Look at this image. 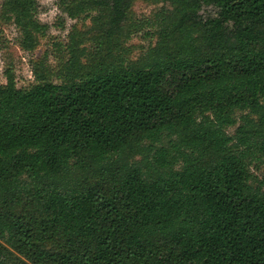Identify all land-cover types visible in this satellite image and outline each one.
Segmentation results:
<instances>
[{"label":"trees","instance_id":"16d2710c","mask_svg":"<svg viewBox=\"0 0 264 264\" xmlns=\"http://www.w3.org/2000/svg\"><path fill=\"white\" fill-rule=\"evenodd\" d=\"M133 1L57 0L103 57L73 29L57 69L0 79V264H264V0H146L171 8L138 19ZM39 6L1 0L25 51ZM142 30L134 59L116 41Z\"/></svg>","mask_w":264,"mask_h":264},{"label":"rangeland","instance_id":"374dc122","mask_svg":"<svg viewBox=\"0 0 264 264\" xmlns=\"http://www.w3.org/2000/svg\"><path fill=\"white\" fill-rule=\"evenodd\" d=\"M39 13L38 17L41 21L50 24V29L45 35L40 36V42L36 48L30 51H25L20 48L18 44V31L12 24L4 23L0 18V79L5 82L6 69H12L16 75L19 86L28 85L34 80L33 69L35 67H44L45 71L55 70L59 67L60 63L55 59L53 52L52 41L55 38L68 39L69 33L74 29L79 33H83L84 44L86 48L85 60L95 61L103 57L106 50L103 48L100 51L96 50V44L92 39L94 34L90 27L93 21L87 19H72L67 15L60 12L57 7V0H38ZM1 7V0H0ZM171 8L170 2L164 1H146L134 0L130 7V15L133 18L152 17L156 12L162 9ZM202 15H215L217 8L213 5L204 6L201 10ZM64 19V26L56 25L58 19ZM236 27L233 24H228L224 33L231 36ZM144 31H136L128 38L121 37L118 42L121 46L129 47V56L136 59L138 58L149 42L150 38H145ZM154 41V40H153ZM114 41L112 45H114ZM14 211L23 213L27 210L24 203H18ZM40 245L43 249L56 252L64 249V238L60 230H54L51 235L45 239L40 240ZM12 263L21 264L22 261L28 264H45L30 258L28 256H21L16 254L13 257Z\"/></svg>","mask_w":264,"mask_h":264}]
</instances>
